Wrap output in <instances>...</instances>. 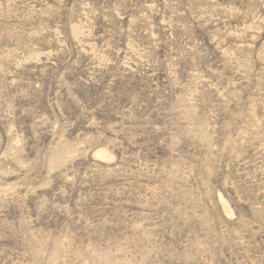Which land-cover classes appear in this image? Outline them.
I'll list each match as a JSON object with an SVG mask.
<instances>
[{
    "label": "rangeland",
    "instance_id": "1",
    "mask_svg": "<svg viewBox=\"0 0 264 264\" xmlns=\"http://www.w3.org/2000/svg\"><path fill=\"white\" fill-rule=\"evenodd\" d=\"M0 264H264V0H0Z\"/></svg>",
    "mask_w": 264,
    "mask_h": 264
}]
</instances>
